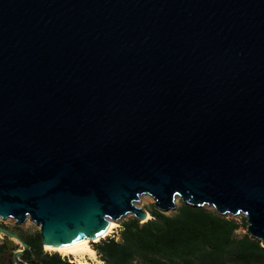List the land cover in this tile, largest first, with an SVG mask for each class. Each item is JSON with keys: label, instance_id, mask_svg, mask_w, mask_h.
I'll return each instance as SVG.
<instances>
[{"label": "water", "instance_id": "1", "mask_svg": "<svg viewBox=\"0 0 264 264\" xmlns=\"http://www.w3.org/2000/svg\"><path fill=\"white\" fill-rule=\"evenodd\" d=\"M142 195L264 248V0H0V218L61 246Z\"/></svg>", "mask_w": 264, "mask_h": 264}, {"label": "trees", "instance_id": "2", "mask_svg": "<svg viewBox=\"0 0 264 264\" xmlns=\"http://www.w3.org/2000/svg\"><path fill=\"white\" fill-rule=\"evenodd\" d=\"M152 219L140 223L131 218L122 223L118 237L92 246L105 264H264L261 242L247 231L245 218L219 215L206 207L181 201L174 214L155 208ZM15 232L30 249L21 259L32 264H77L57 253H46L40 234ZM19 245L7 236L0 243V264H9Z\"/></svg>", "mask_w": 264, "mask_h": 264}, {"label": "bare ground", "instance_id": "3", "mask_svg": "<svg viewBox=\"0 0 264 264\" xmlns=\"http://www.w3.org/2000/svg\"><path fill=\"white\" fill-rule=\"evenodd\" d=\"M143 198L141 202H143ZM152 216L148 213V216L143 222L148 221ZM120 227L119 222L111 221L110 226L106 232L101 235H97L91 238H85L81 241L66 244V245H44L46 252H53L61 255L62 257L70 258L72 261L78 264H102V261L98 258L97 251L93 248L92 244L99 243L103 239L114 234ZM3 233L0 232V236ZM18 242V240H16ZM19 243V242H18Z\"/></svg>", "mask_w": 264, "mask_h": 264}, {"label": "rangeland", "instance_id": "4", "mask_svg": "<svg viewBox=\"0 0 264 264\" xmlns=\"http://www.w3.org/2000/svg\"><path fill=\"white\" fill-rule=\"evenodd\" d=\"M142 198L144 200L143 202H141V199ZM176 203H177V208L174 209V210L169 211L167 214L171 215V214H174L177 211L178 207L181 204V199L178 198L176 200ZM135 205L137 207L144 208V209H146L149 212V210L152 207V205H154V200L149 195H142V196H140V200L137 201V202H135ZM206 208H209V209L213 210V208H210V207H206ZM228 216H231V215H228ZM231 217H234V218H236L238 220H241L242 218H245V216L242 215V214L241 215H238V216H231ZM131 218H135L134 215L128 214L125 217H123L119 221L120 227L118 228V230L114 234L110 235L109 237H115V236L118 237L119 236V232H120V230L122 228V223L124 221H127V220L131 219ZM0 225L3 226V227H5V228H7L10 231H22V232H24L26 234H31V235L40 234V227L35 222H33L32 220H30V219H28L24 224L19 225V224H17V222L13 218H8L6 220H3L2 218H0ZM245 232H247V231L244 230V229H242V230L239 231V234H244ZM4 237H5L4 234H2L0 236V243L3 241ZM109 237H107V238H109ZM107 238H105V239H107ZM105 239H103V240H105ZM14 241L19 245V248L18 249H21L22 248V245L20 243H18L16 240H14ZM44 252H46V251L44 250ZM46 253H49L50 254V253H53V252H46ZM62 258L66 259V260H68L70 262H74L70 258H66V257H62ZM98 258L101 260V258L99 257V255H98ZM74 263H77V262H74ZM9 264H10V262H9ZM93 264H96V263H93ZM102 264H105V263L102 261Z\"/></svg>", "mask_w": 264, "mask_h": 264}]
</instances>
